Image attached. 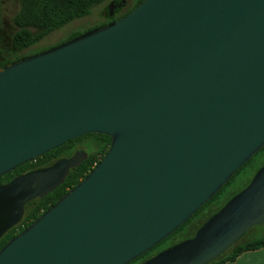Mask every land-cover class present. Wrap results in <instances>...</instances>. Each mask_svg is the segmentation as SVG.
Listing matches in <instances>:
<instances>
[{
    "label": "water",
    "instance_id": "obj_1",
    "mask_svg": "<svg viewBox=\"0 0 264 264\" xmlns=\"http://www.w3.org/2000/svg\"><path fill=\"white\" fill-rule=\"evenodd\" d=\"M88 133L110 138L105 154L0 264H127L209 200L264 145V0H141L0 67V175ZM85 157L0 185V228ZM262 221L264 164L192 238L140 264H205Z\"/></svg>",
    "mask_w": 264,
    "mask_h": 264
},
{
    "label": "trees",
    "instance_id": "obj_2",
    "mask_svg": "<svg viewBox=\"0 0 264 264\" xmlns=\"http://www.w3.org/2000/svg\"><path fill=\"white\" fill-rule=\"evenodd\" d=\"M16 1L18 2L19 7L13 17V23L17 29L11 36L9 47L6 50L7 55L4 57L3 62L0 63V66L18 60L24 56H28V55H16L15 53L16 51L28 48L29 46L36 43L49 30L61 27L73 19L87 15L89 13L90 8L93 5L100 4L105 1H107L108 3L116 2V0H16ZM140 1L141 0H135V3L131 8H133ZM131 8L119 14H116L117 12H119V10L117 9L115 12L116 15H114L113 17H111L109 13L106 12L105 14L106 20L100 23L99 25L105 24L113 19L118 18L119 16L129 11ZM99 25H96L94 27H97ZM92 28H88L83 32ZM32 30H36V32L33 33ZM80 33L81 32H74L68 37V39H71L79 35ZM43 50L45 49H41L38 52ZM86 137H90L91 143L89 144L93 145L95 148L92 149L91 152H88L86 158L82 160L78 165L68 170L63 181L56 188H54L51 192L47 193L44 197L38 199L37 203L30 209L28 216L25 218L24 222H22V224L17 228L10 230L8 234L5 235V237L0 240V247L4 244V242L8 238L12 237L13 235L21 231L23 228L28 226L37 216H39L44 210H46L58 198H60L67 190H69L79 180H81L87 174V172L105 154L110 142V138L103 134L88 133L77 138L69 139L68 141L43 153L42 155L16 166L12 171L7 172L0 177V182H5L8 179H10L12 176L28 171L29 169L44 167L45 165L49 164L53 159L57 158L59 155H62L63 152H67L72 147V143L74 141H80L82 138H86ZM248 160L246 162H248ZM240 168H238L233 173V175ZM219 190L205 203L212 200L214 196L219 192ZM180 226H178L177 228H179ZM168 236H166L164 239H166ZM240 238L241 236L231 246H229L226 250H224L220 255H218L211 261L206 262L205 264H222L225 261L234 259L238 254H240L243 251L264 246V236L259 237L257 239L244 240L241 242L239 241ZM157 244H155L154 246H156ZM154 246L148 249L147 251H145L144 253H142L141 255L137 256L127 264H131L132 262L137 260L138 261L141 260L143 262L144 260L150 258L151 256H147V255H149L150 251L154 248Z\"/></svg>",
    "mask_w": 264,
    "mask_h": 264
},
{
    "label": "rangeland",
    "instance_id": "obj_3",
    "mask_svg": "<svg viewBox=\"0 0 264 264\" xmlns=\"http://www.w3.org/2000/svg\"><path fill=\"white\" fill-rule=\"evenodd\" d=\"M107 1L93 5L89 13L83 17L73 19L61 27L49 30L41 39L28 48L16 51V55H30L35 54L41 49H47L67 40L68 37L74 32H83L88 28L99 25L106 20V5ZM135 0H124L123 7L116 14L123 13L131 8ZM19 4L16 0H0V48H7L10 44V39L16 31V26L13 23V17L17 12ZM114 13V15H116ZM33 33L36 30H32ZM90 137L82 138L80 141H74L72 147L63 152L62 155H67L71 152L74 145L81 148L86 152H91L95 147L89 143ZM264 164V146L259 149L248 162H246L232 177L229 178L214 198L207 203L203 204L184 224L173 231L166 239L159 242L150 251L149 255L160 252L170 246L178 244L184 240L192 238L199 227L214 213H216L230 198L238 193L244 186L248 184L252 175ZM34 169V168H32ZM56 188V187H55ZM51 192V191H50ZM49 193V192H48ZM46 195V194H45ZM44 195V196H45ZM43 196V197H44ZM42 198V197H40ZM39 197L26 201L21 208L20 218L15 224H11L10 229H15L24 222L28 216L30 209L37 203ZM264 236V221L250 226L242 235L239 241L257 239ZM5 236L2 237V239ZM142 261L137 260L131 264H140Z\"/></svg>",
    "mask_w": 264,
    "mask_h": 264
},
{
    "label": "flooded vegetation",
    "instance_id": "obj_4",
    "mask_svg": "<svg viewBox=\"0 0 264 264\" xmlns=\"http://www.w3.org/2000/svg\"><path fill=\"white\" fill-rule=\"evenodd\" d=\"M123 2H124V0H116V2H112L111 4H109V3H107V5H106V12L107 13H109V15L111 16V17H113L114 16V13L116 12V10L118 9V10H120L122 7H123ZM109 4V5H108ZM119 5V6H118ZM8 48V47H7ZM7 48H0V63H2L3 62V60H4V57L7 55ZM11 63V62H10ZM9 64V63H8ZM4 65H6V64H4ZM1 67V66H0ZM78 146V144L77 145H74L73 146V148H72V150H71V152L69 153V154H67V155H59L57 158H55V159H53L49 164H47V165H45L44 167H40V168H34V169H29L28 171H25V172H22V173H19V174H17V175H15V176H12L10 179H8L7 181H5V182H0V185H4V184H6V183H8L11 179H13V178H15V177H17L18 175H21V174H24V173H27V172H29V171H33V170H37V169H41V168H45V167H48V166H50V165H52L53 163H55L56 161H58V160H66V159H70L71 157H75L76 159H79V158H81L83 155H84V153L86 154V152L84 151V150H82L81 148H79V147H77ZM86 158V157H85ZM84 158V159H85ZM83 159V160H84ZM82 161V160H81ZM80 161V162H81ZM79 162V163H80ZM78 163V164H79ZM77 164V165H78ZM15 168V167H14ZM13 168V169H14ZM12 169V170H13ZM70 169V168H69ZM12 170H10V171H12ZM9 172V171H8ZM7 173V172H6ZM5 174V173H4ZM4 174H2V175H0V177L1 176H3ZM35 198H37V197H34V198H32V199H35ZM13 218V219H12ZM19 218H20V213H17L16 211H13L12 209H10L9 210V213L7 214V217H6V220H12V222L10 223V224H8V225H4L3 227H1L0 228V240L2 239V237L3 236H5V235H7L8 234V232L10 231L9 229H10V227L9 226H11V224H15L16 222H18V220H19ZM152 257V256H151Z\"/></svg>",
    "mask_w": 264,
    "mask_h": 264
},
{
    "label": "crops",
    "instance_id": "obj_5",
    "mask_svg": "<svg viewBox=\"0 0 264 264\" xmlns=\"http://www.w3.org/2000/svg\"><path fill=\"white\" fill-rule=\"evenodd\" d=\"M222 264H264V246L243 251Z\"/></svg>",
    "mask_w": 264,
    "mask_h": 264
}]
</instances>
